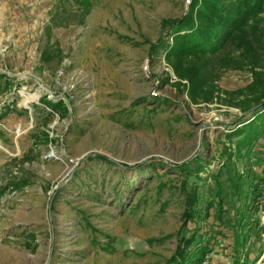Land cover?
Listing matches in <instances>:
<instances>
[{"label": "rangeland", "instance_id": "374dc122", "mask_svg": "<svg viewBox=\"0 0 264 264\" xmlns=\"http://www.w3.org/2000/svg\"><path fill=\"white\" fill-rule=\"evenodd\" d=\"M191 3L93 0L89 8L81 0H0V264H167L175 234L194 231V223L182 230V175L159 168L163 176L146 185L133 166L206 157L210 163L185 190L200 199L197 224L211 221L207 204L219 183L230 201L228 175L258 169L251 156L227 160L224 149L249 115L251 94L264 89V49L258 79L246 67L217 66L213 84L193 90L163 52L156 55L162 38L172 40L164 20L181 17ZM190 71L185 65L182 75ZM96 155L132 167L114 171L91 160ZM159 181L166 182L161 189ZM263 192L258 225L241 230L238 250L242 261L258 258L255 264H264ZM243 202H236L242 213ZM230 209L224 220L239 217ZM227 251L220 247L232 259Z\"/></svg>", "mask_w": 264, "mask_h": 264}, {"label": "trees", "instance_id": "16d2710c", "mask_svg": "<svg viewBox=\"0 0 264 264\" xmlns=\"http://www.w3.org/2000/svg\"><path fill=\"white\" fill-rule=\"evenodd\" d=\"M81 1L89 8L93 4V0ZM191 4L188 12L181 17L164 20L163 28L167 29L168 36L172 40L167 41L162 38L156 49V55L163 52L165 60L173 67L176 74L188 79L191 90L201 83L210 82L212 85L213 77L219 73V70L218 72L216 70L217 66L224 67V69L246 67L253 72L254 78H257L259 72L255 69L263 66L258 49L260 47L261 50L264 49V27L261 23L262 14H264V0H192ZM185 65L191 66L188 77L182 75ZM5 77V88H8L11 81L7 76ZM255 84L244 89L250 90ZM254 92L248 99L251 104L247 111L248 117L240 119L233 127L234 129L229 134L231 146H227L224 150L227 160L235 157L240 161L251 156L258 164L262 165L264 163V141L260 142V139L264 135V89L259 86ZM141 99L138 98L136 102ZM163 101L167 103L168 99L163 98ZM203 146H208V142L204 141ZM90 158L106 163L110 168L114 167V171L124 172L132 167L117 163L103 155ZM205 158L199 157L182 164L151 160L133 166L138 174L147 175L146 185L163 176L159 172V168H165L164 175L171 171H175L177 176L182 175V178L179 179L181 183L179 189L181 193L185 194L182 230L185 227H191L190 223H194L191 227L194 231L189 236L182 231L175 234L178 244L166 263L200 264L205 258L210 260L216 258L219 260L218 264H255L258 258L252 262L242 261L238 250L241 246V230L247 228L248 232L258 225L256 200L261 196L264 186V166L259 165L255 173L251 175H228L231 202L227 199L228 193L224 194V188L219 183L216 193L212 195L207 204L206 217L207 219L211 218V221L197 224L196 206L200 199L195 194V189L187 192L185 190L187 179L199 176L200 172L204 170L203 163H210ZM79 176L80 172L78 171L74 178L80 179ZM82 181L84 182L83 179H81ZM131 183L130 189H133L131 194L135 196L139 191V186H134L137 183L135 180ZM165 185L166 182L159 181L158 188L161 189ZM133 186L134 188H132ZM87 188L90 190V186ZM126 198L119 197V200L123 204ZM242 199L244 202L241 205L246 207L244 213H242L241 206L236 204L237 200ZM141 202L137 201L134 207H139ZM228 202L231 206L228 205ZM132 204L130 206L133 207ZM232 207L231 215L239 213V217L224 220L223 214L230 213ZM222 246L226 247L227 254L232 256V259L220 254Z\"/></svg>", "mask_w": 264, "mask_h": 264}, {"label": "built area", "instance_id": "2783aa9c", "mask_svg": "<svg viewBox=\"0 0 264 264\" xmlns=\"http://www.w3.org/2000/svg\"><path fill=\"white\" fill-rule=\"evenodd\" d=\"M188 2H190V0H188ZM261 206L263 207L264 209V192L262 194V202H261ZM200 264H213V262L209 259V258H205L203 259Z\"/></svg>", "mask_w": 264, "mask_h": 264}]
</instances>
